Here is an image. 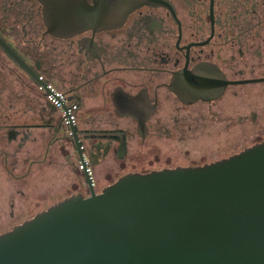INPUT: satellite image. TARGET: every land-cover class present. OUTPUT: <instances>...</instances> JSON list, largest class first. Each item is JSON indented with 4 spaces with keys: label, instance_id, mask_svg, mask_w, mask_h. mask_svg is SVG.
<instances>
[{
    "label": "flooded vegetation",
    "instance_id": "1",
    "mask_svg": "<svg viewBox=\"0 0 264 264\" xmlns=\"http://www.w3.org/2000/svg\"><path fill=\"white\" fill-rule=\"evenodd\" d=\"M261 142L264 0H0V236Z\"/></svg>",
    "mask_w": 264,
    "mask_h": 264
},
{
    "label": "water",
    "instance_id": "2",
    "mask_svg": "<svg viewBox=\"0 0 264 264\" xmlns=\"http://www.w3.org/2000/svg\"><path fill=\"white\" fill-rule=\"evenodd\" d=\"M0 264H264V142L67 198L1 235Z\"/></svg>",
    "mask_w": 264,
    "mask_h": 264
}]
</instances>
